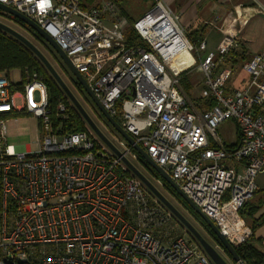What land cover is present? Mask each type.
I'll return each mask as SVG.
<instances>
[{
	"label": "built area",
	"instance_id": "1",
	"mask_svg": "<svg viewBox=\"0 0 264 264\" xmlns=\"http://www.w3.org/2000/svg\"><path fill=\"white\" fill-rule=\"evenodd\" d=\"M123 3L0 0L51 36L109 115L239 248L252 236L240 211L264 172V52L244 63L249 83L237 90H228L232 70L220 65L239 51V26L250 15L236 7L220 29L217 51L205 54L206 42L190 40L166 0H151L135 21ZM130 30L141 44L128 39ZM194 50L199 99L214 101L211 108L194 106L167 69ZM56 112L68 118L64 103ZM21 116L39 120L35 152L7 143L6 125ZM229 120L240 132L232 149L218 135ZM95 136L54 128L49 91L37 73L0 72V264H213ZM116 147L128 160L136 158L123 138Z\"/></svg>",
	"mask_w": 264,
	"mask_h": 264
},
{
	"label": "trees",
	"instance_id": "2",
	"mask_svg": "<svg viewBox=\"0 0 264 264\" xmlns=\"http://www.w3.org/2000/svg\"><path fill=\"white\" fill-rule=\"evenodd\" d=\"M124 6V5H123ZM127 15V12H126ZM0 18L5 19L9 22L14 23L15 25L26 27L23 23L16 20L15 18L4 14L0 11ZM131 21L133 20L131 17L128 16ZM33 35L35 40L39 41L46 49L54 56V58L58 61L59 65L61 66L64 73L67 75L71 85L83 96H85L90 103H92L87 96V94L83 91L81 85L76 81V79L69 73V71L65 68L62 64L60 59L56 56L53 50L43 41L35 32L30 31ZM128 39L134 42L141 44L138 36L133 30L128 32ZM196 44V40L193 42ZM198 45V44H197ZM253 57H249L246 53V50L242 49L240 51H232L225 61L220 65V68H225L230 66L232 68H237L240 72L242 70L241 65L243 67V63L251 60ZM19 72L22 77L25 78L26 73L33 74L37 73L41 76L44 82L47 85L49 91V104H50V111H51V121L54 128L60 127V133H77V132H86L88 131L89 127L87 123L84 121L80 113L76 110V108L72 105L70 100L67 98L66 94L60 88V86L56 83V81L51 77L48 73L44 65L38 60V58L22 43L11 37L10 35L4 33L0 30V72ZM62 77V76H61ZM64 80V78L62 77ZM181 86L183 87L184 91L188 96L191 95L193 91V80L189 78L187 72H185L181 77ZM249 79V77H248ZM245 84V80H243ZM246 85V84H245ZM229 90V89H228ZM62 102L67 107V119H60L57 117V106ZM201 105L200 108L206 107L211 108L215 105L214 101L208 100L207 102H203L200 99ZM101 116V115H100ZM102 117V116H101ZM104 119V117H102ZM105 120V119H104ZM106 121V120H105ZM118 122V120H116ZM107 122V121H106ZM108 123V122H107ZM114 130V129H113ZM116 133V131L114 130ZM117 137L121 139V137L116 133ZM240 142V132L237 128V140L234 144H227L225 143L226 149H232L238 146ZM132 153L135 155L136 160L140 164V166L152 177L157 181L161 182L163 187L170 192L173 197L181 204V206L186 209L190 215L201 225V227L208 233L210 238L213 240L215 245L219 246L222 250H224L223 246L211 231V229L207 226V224L181 199V197L158 175V173L152 169L148 163L134 150ZM131 176L132 173L129 172ZM253 200V199H252ZM249 201L247 204L243 206L240 211V215L246 220L248 226L252 231V236L248 240V242L236 248V252L239 258L245 264H264V251L260 249V240L256 239V230L259 226H261L264 222V214L260 217H257L258 213L262 210L263 205L257 204L254 201ZM182 226V225H181ZM182 228L186 231V229L182 226ZM188 236L191 239V242L198 244V242L187 232ZM200 246V245H199ZM224 253L228 256L229 254L227 251Z\"/></svg>",
	"mask_w": 264,
	"mask_h": 264
},
{
	"label": "water",
	"instance_id": "3",
	"mask_svg": "<svg viewBox=\"0 0 264 264\" xmlns=\"http://www.w3.org/2000/svg\"><path fill=\"white\" fill-rule=\"evenodd\" d=\"M0 11L6 15H9L16 20L23 23L30 30L34 31L45 43L53 50L56 56L60 59L65 68L69 71V73L76 79V81L81 85L83 91L87 94L94 107L98 110V112L105 118V120L111 125V127L116 131V133L123 138L127 144L138 153L147 163L148 165L154 169L158 175L181 197V199L207 224V226L211 229L214 235L217 237L224 250L227 251L229 256L233 259V261L238 262L240 260L236 249L227 241L225 236L219 231L217 226L208 218L206 215L202 213V211L184 194V192L180 189V187L172 180L171 176L160 168L154 161L150 159L146 151L139 146L136 141L126 133L123 128L119 125V123L113 119L109 113L103 108L99 100L90 90L88 84L82 77V75L76 70L71 60L67 57L66 53L60 49V47L55 43V41L49 36L44 30H42L35 22L31 19L25 17L24 15L18 13L17 11L8 8L2 4H0ZM0 30L4 33L10 35L24 46H26L44 65L48 73L51 77L56 81V83L60 86L63 92L66 94L67 98L70 100L72 105L76 108V110L80 113L84 121L87 123L92 132L97 136V138L106 145L116 156L121 157L123 163L128 168V170L137 177L144 186L148 189V191L174 216V218L186 229L188 232L200 245L203 251L207 254V256L211 259L213 264H229L224 257L217 251L215 247H213L204 237L197 231V229L181 214V212L171 204L164 195L149 181V179L143 175V173L127 158H125L122 153L117 149V147L107 138L103 132L97 127L88 113L85 111L81 103L78 101L76 96L73 94L71 89L59 75L57 70L53 67V65L49 62V60L45 57V55L27 38L23 35L9 27L8 25L0 22ZM264 222V219H263Z\"/></svg>",
	"mask_w": 264,
	"mask_h": 264
},
{
	"label": "rangeland",
	"instance_id": "4",
	"mask_svg": "<svg viewBox=\"0 0 264 264\" xmlns=\"http://www.w3.org/2000/svg\"><path fill=\"white\" fill-rule=\"evenodd\" d=\"M124 14L127 17H131L133 20H139L146 12L149 11L151 6V0H124ZM171 9L173 11L177 10L175 5H171ZM0 22L8 25L25 38H27L31 43H33L49 60V62L53 65V67L57 70L60 76L64 78L65 83L71 89L73 94L76 96L78 101L81 103L85 111L97 125V127L103 132V134L109 138L113 144L116 146L119 144V139L112 129L108 125V123L100 116V113L96 110V108L88 101V99L80 94L70 83L67 75L62 70L61 66L59 65L58 61L54 58V56L44 47L39 41L37 42L34 38H32L26 31L20 28L18 25H15L12 22H9L5 19L0 18ZM205 54H202L204 56ZM199 59L196 50L184 55L183 57L176 59L170 65H168L167 69L170 74L176 77H181L185 72L189 75V78L193 80V91L189 96L193 105L197 108L200 107L201 102L199 99V94L202 88V75L198 70ZM245 80V84L249 83L248 76L245 74L243 77ZM15 81L19 80L18 75L14 74ZM183 89V87H182ZM184 91V89H183ZM185 92V91H184ZM186 94V92H185ZM187 95V94H186ZM202 106V105H201ZM89 127V126H88ZM91 130L90 128H88ZM92 131V130H91ZM236 124L233 120H229L222 124L218 128V135L222 139L223 143L232 144L236 141ZM4 134L7 138V143L17 147L21 151H26L28 148L32 152H35V141L38 139L40 134V123L38 119H35L31 116H21L17 120L10 121L5 129ZM98 140L97 136H95ZM131 162L145 175L149 181L164 195V197L173 204L181 214L197 229V231L207 240L213 247L217 249V251L227 258V255L224 251L210 238L208 233L201 227V225L190 215V213L184 209L181 204L176 200L173 195L170 194L162 185L161 182L157 181L150 177V175L140 166L136 158L133 156L130 157ZM189 241H191L190 237L187 234L186 237Z\"/></svg>",
	"mask_w": 264,
	"mask_h": 264
},
{
	"label": "crops",
	"instance_id": "5",
	"mask_svg": "<svg viewBox=\"0 0 264 264\" xmlns=\"http://www.w3.org/2000/svg\"><path fill=\"white\" fill-rule=\"evenodd\" d=\"M166 2L170 8L171 5L177 7L174 12L181 15V26L188 33L190 40L192 42L196 40V44L206 42L205 54L217 51L224 36L220 29L227 28L228 17L234 9L236 7L244 9V14L248 13L250 18L244 26H239L241 30L239 51L241 48L246 50L249 57L264 52V0H166ZM225 68L232 70L231 78L227 82L229 91L242 88L245 85L242 78L245 75L244 71L240 72L230 66ZM241 68L243 70L242 65ZM235 139L237 140V133ZM238 168L241 169L239 166ZM256 182L257 191L252 201L263 205L257 215L260 217L264 214V172L258 176ZM256 239L260 240V249L264 251V223L256 230Z\"/></svg>",
	"mask_w": 264,
	"mask_h": 264
},
{
	"label": "flooded vegetation",
	"instance_id": "6",
	"mask_svg": "<svg viewBox=\"0 0 264 264\" xmlns=\"http://www.w3.org/2000/svg\"><path fill=\"white\" fill-rule=\"evenodd\" d=\"M20 28H22L24 31H26L32 38H34L33 37V35L30 33V31H32V30H30L27 26L26 27H21V26H19ZM34 32V31H33ZM35 39V38H34ZM37 41V40H36ZM38 42V41H37ZM91 101V100H90ZM92 105H93V103H91ZM94 106V105H93ZM97 110V109H96ZM98 111V110H97ZM101 115V114H100ZM102 116V115H101ZM103 117V116H102ZM105 119V118H104ZM108 125L111 127V125L108 123ZM113 129V128H112Z\"/></svg>",
	"mask_w": 264,
	"mask_h": 264
}]
</instances>
